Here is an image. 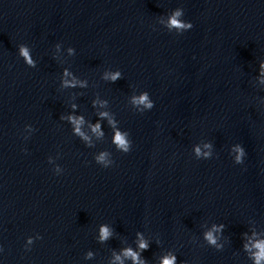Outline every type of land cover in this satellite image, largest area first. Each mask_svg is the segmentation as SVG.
I'll return each mask as SVG.
<instances>
[{"label":"water","instance_id":"water-1","mask_svg":"<svg viewBox=\"0 0 264 264\" xmlns=\"http://www.w3.org/2000/svg\"><path fill=\"white\" fill-rule=\"evenodd\" d=\"M257 245L264 0H0V264Z\"/></svg>","mask_w":264,"mask_h":264},{"label":"clouds","instance_id":"clouds-1","mask_svg":"<svg viewBox=\"0 0 264 264\" xmlns=\"http://www.w3.org/2000/svg\"><path fill=\"white\" fill-rule=\"evenodd\" d=\"M172 23H173V24H177V26H179L178 23H177V21H175V19L172 20ZM25 55H26V53H25ZM117 140H118L121 144L124 143L123 140L120 139L119 136L117 137ZM103 234H104V235H107L106 230H103ZM208 238L211 240V234H209V237H208ZM141 247H144V245L142 244ZM257 247H258V248H261V252L257 255V258H256V259H257V264H259V261H260L261 259H264V246H262V245H257ZM128 254H131V255L133 256V259H135V254H132V253H128ZM164 264H172V261H171L170 259H166V260L164 261Z\"/></svg>","mask_w":264,"mask_h":264}]
</instances>
